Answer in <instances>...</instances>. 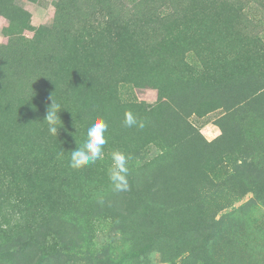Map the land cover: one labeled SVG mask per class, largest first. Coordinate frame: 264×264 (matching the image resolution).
I'll return each mask as SVG.
<instances>
[{
  "label": "rangeland",
  "instance_id": "obj_1",
  "mask_svg": "<svg viewBox=\"0 0 264 264\" xmlns=\"http://www.w3.org/2000/svg\"><path fill=\"white\" fill-rule=\"evenodd\" d=\"M154 1L0 0V172L26 177L0 198V228L42 231L91 264H174L216 181L224 226L195 264H264V0ZM97 117L103 156L74 169ZM117 150L124 191L108 176Z\"/></svg>",
  "mask_w": 264,
  "mask_h": 264
},
{
  "label": "trees",
  "instance_id": "obj_2",
  "mask_svg": "<svg viewBox=\"0 0 264 264\" xmlns=\"http://www.w3.org/2000/svg\"><path fill=\"white\" fill-rule=\"evenodd\" d=\"M149 1L155 3L154 0ZM259 91L261 92L260 94H262L264 92V88ZM241 103H243V100L235 105L238 106ZM21 169L22 168L20 166L19 169L16 166L12 168V170H17L19 181L21 178H26L24 175H21V172H19ZM16 179L17 178H15V176L10 177L7 174H2V172H0L1 199L3 198V194L5 192L10 193L14 189L15 185L19 186V181L17 184ZM154 179L156 180L157 177H154ZM203 188H206L208 191L218 193V196L221 197V199L219 197H216L214 200H211V198L209 200L204 199L199 203V208L197 210L201 215L190 225V231L193 234L191 243L184 248H179L177 250L174 256V264H179L177 261L180 258H183L180 264L208 262L211 255H214L213 251L215 249V247L210 244H212L213 241L217 242L221 237L218 231H220V229L224 226V219L216 220L215 213L217 214L221 209V203L224 205L229 203L231 196L224 194V183L210 181L206 183ZM161 190L163 191V189ZM235 191L237 193L235 195H238V197H241L240 194L247 193L245 190L242 192L241 190ZM12 197L13 195L11 196V199ZM11 199L7 202H9V207L11 208L10 210L15 213L16 210L12 209L17 206L13 204ZM193 203L194 202H191L189 206H192ZM8 211L9 210L2 212L5 213L3 216L5 222L6 218L11 216ZM189 218H191V216ZM7 222L8 223H5L7 224L5 228H0V238L2 241L0 245V254L2 257L0 259L4 262L15 261L12 264H91L95 260L93 257H80V255L68 254L62 251L57 252L55 248L53 249L49 247L48 237H45L42 231H21L20 226L10 227L11 224H9V221ZM212 231L213 233H210ZM164 235L165 237L168 236L167 234Z\"/></svg>",
  "mask_w": 264,
  "mask_h": 264
},
{
  "label": "clouds",
  "instance_id": "obj_3",
  "mask_svg": "<svg viewBox=\"0 0 264 264\" xmlns=\"http://www.w3.org/2000/svg\"><path fill=\"white\" fill-rule=\"evenodd\" d=\"M52 100L53 102L48 107L44 121L47 122L49 126L50 134L56 136L62 128L57 127L61 119L59 113L62 110L53 97ZM124 124L127 127H132L137 124V120L131 112L125 113ZM140 126L142 127L143 125L141 124ZM74 127L77 129L76 132H78L79 129L76 124ZM107 131V122L103 118L97 117L92 119L87 127L86 139L83 146L77 143L76 137L71 133L78 146L71 151L70 166L74 169H80L86 165L94 164L100 159L103 156V148L107 144ZM129 159L130 157L126 156L121 151L117 150L111 153L112 164L108 170V176L116 191H124L128 188L127 175L129 170L127 165Z\"/></svg>",
  "mask_w": 264,
  "mask_h": 264
}]
</instances>
